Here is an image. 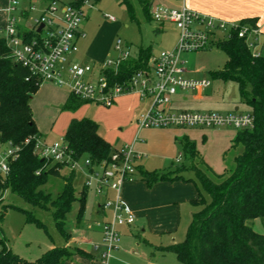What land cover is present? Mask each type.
I'll return each mask as SVG.
<instances>
[{"label":"trees","instance_id":"1","mask_svg":"<svg viewBox=\"0 0 264 264\" xmlns=\"http://www.w3.org/2000/svg\"><path fill=\"white\" fill-rule=\"evenodd\" d=\"M75 1L81 5L84 0ZM137 1L147 21H151V4ZM122 3L130 9L129 0ZM238 25L258 29L257 18L244 19ZM216 46L226 54L227 61L222 69L209 74L225 82H236L241 102L250 106L254 117V128L239 130L233 140L232 148L242 147V152L217 175L207 167L201 168L203 161L195 144L184 137L179 141L182 162H175L176 165L163 171L148 172L139 167V178L152 186L161 181H192L186 177L191 173L200 185L198 199L191 202L198 210L192 215L185 239L161 247L162 254H173L180 264H264V234L257 233L251 225L256 220L264 225V55L253 57L245 41L234 31ZM151 55V47L139 48L136 57L122 63L115 81L123 82L133 72L147 68ZM26 76L27 71L10 58L9 49L0 37V143L20 149L9 162L7 176L0 174V194L9 191L32 208L51 212L57 230L68 240L67 215L77 203L76 221L82 220L88 190L82 185L77 192L73 185L75 172L63 174L64 164L36 154V138L40 134L31 103L40 85L26 82ZM85 104L69 95L62 111L74 112ZM63 142L74 160L88 158L93 164L107 161L114 151L100 136L99 125L87 118L72 119ZM51 178L63 182L55 198L47 190ZM4 208L1 219L7 210L14 209L25 215L27 223L44 226L33 211L14 205ZM77 255L85 254L78 248L54 247L36 261L25 260L11 250L0 233V264H66Z\"/></svg>","mask_w":264,"mask_h":264},{"label":"built area","instance_id":"2","mask_svg":"<svg viewBox=\"0 0 264 264\" xmlns=\"http://www.w3.org/2000/svg\"><path fill=\"white\" fill-rule=\"evenodd\" d=\"M181 1V0H180ZM76 1L64 0L31 1L23 7L20 0H10L6 9L8 19L0 27V37L6 43L10 58L27 71L26 82L41 85L44 82L65 89L82 101L110 108L122 95L137 94L141 99H149L148 109L140 114V128H224L236 130L254 128L251 114L219 115L215 113H195L189 111L171 112L168 110L172 97L178 91L211 88L209 80H191L183 76L185 71L184 54L204 51L216 46L218 41L229 38L230 32H237L251 51L253 57L264 55V44L259 41V31L250 26L240 27L211 16L203 15L186 8L155 6L150 10L151 18L159 25L173 24L179 32L177 45L172 52L162 51L152 56L147 68L133 72L123 82L115 81L122 63L132 57L130 48L121 40L114 45L116 56L102 64L80 63L72 56L77 53V41L85 37L82 25L85 10L92 9L90 0L81 5ZM33 13L38 16L29 20ZM114 21L113 17H108ZM107 72H111L110 75ZM19 147L9 145L5 157L0 160V174L9 173V162L15 159ZM35 152L42 159L62 163L70 171L84 174L83 186L96 195L105 197L103 210H111L112 220L100 223L105 252L103 264H108L111 252L117 247L119 235L116 227L132 226L135 216L122 202L119 193L128 181L139 176L138 161L141 155L132 146L114 149L107 161L93 164L88 158L78 167L80 160H74L66 143L46 145L36 138ZM181 155L176 163L181 162ZM39 174V172H37ZM109 193L115 196L108 197ZM98 249L97 246L94 247Z\"/></svg>","mask_w":264,"mask_h":264},{"label":"crops","instance_id":"3","mask_svg":"<svg viewBox=\"0 0 264 264\" xmlns=\"http://www.w3.org/2000/svg\"><path fill=\"white\" fill-rule=\"evenodd\" d=\"M20 1L21 5L26 7L31 1L44 2L47 0ZM64 1L69 2L72 0ZM181 1L182 3L177 0H151L148 2L151 4L150 8L155 6H164L174 9L183 4L186 8L192 11L211 16L228 23H239L247 18H257L259 41L264 44V0ZM9 2L10 0H0V27L5 26L7 23L8 15L6 9L9 6ZM86 21L87 19L85 18L82 25V31L84 32L85 37H87V33H85ZM162 27L163 25H159L157 30L161 32ZM77 44L78 49L80 46L81 48L84 47L83 50L86 49L85 51L88 55H94L98 59H104L106 52L112 47V42L107 40L100 41L96 38V36H91L88 41L85 40V38L82 40L79 39ZM137 55L133 57H136ZM157 55L158 53H153L152 51L151 57ZM79 57L80 56L76 53L72 56V59L84 64L89 63L83 61V58L80 59ZM102 63L100 62L98 64ZM210 72L212 71H208V74ZM192 73L193 70L186 66L185 61V71L183 76L186 79H189L187 74ZM46 84H48V88H44L43 90H47V92L54 90L55 94H57V97H55V104L52 107L55 116L57 115V119L61 116L62 112L72 113L69 114V116L67 115L66 123L64 128H62L63 134L65 135L67 127L72 119H84L81 118L82 116L77 115L81 107L74 112L62 111V106L69 97V93L65 89L59 88L51 83H42L37 92L38 96L40 89ZM213 93V85H211V88L209 89L178 91L177 94L172 97L168 110L171 112L189 111L195 113L219 114L210 110L206 111L207 106L205 108L201 104L206 97L212 96ZM221 93V95L224 96L225 91L222 90ZM35 95L33 96L31 103L32 111L35 103ZM146 99L147 98L141 99L137 94L122 95L116 100L114 106L107 108L110 109L107 114H109L110 118L120 116L121 114L130 111L133 106L138 107L141 101ZM147 101H149V99H147ZM224 101L225 100L223 99V102H221V104L219 103V106L217 105L218 111H223L221 112L223 114L219 115L246 114L241 111L242 108L240 105L243 106L247 104L241 102L240 94L239 100L238 98H233L230 101ZM197 103H199V105ZM149 105L150 102L147 104V109ZM247 106L250 107L249 105ZM50 117L52 118L54 116L51 114ZM36 126L40 134V139L44 143V137L49 131H52V128H49V130H41L39 129L37 123ZM130 126L131 128L128 132L129 136L123 138V140H117L115 146L110 144L113 140L106 138L101 133L100 136L114 149L121 148L123 146H132L134 151L141 155V158L138 161V166L145 171H163L173 164L172 162L171 165L167 166L173 153L176 152L173 140L171 141V137H167V134L172 135L171 133L167 130H150V128H140L139 125L137 128L134 123ZM233 130H230L227 127L208 128L198 130L196 132L189 131L187 135H179H185V137L191 140L195 146L199 140L198 135H201L200 139H202L203 144H201V148H197L196 146V149L203 161L201 168L204 169L207 167L212 173L220 175L225 171L226 167H230L232 165L235 157L242 152V147L232 148L233 140L239 131L236 129ZM173 147L174 150L173 153H171L170 148ZM229 153L231 155H228ZM182 158L183 157H181V162L183 161ZM219 159H223V166L219 165ZM222 167L223 171L221 170ZM186 177L192 179V181H161L156 182L152 186H148L144 181H141L140 178H138L137 180L128 181L123 185L119 196L122 202L134 214L135 222L132 226L119 229L120 239L117 247L111 252V258L109 259L108 264H175L173 261H169L171 259H167L168 255L162 254L159 249L161 247H168L172 244L182 242L183 231L181 230L184 227H189L193 213L198 210V208L192 205L191 202L198 199L200 185L194 178L193 174L190 173L186 175ZM113 196H115V194H108V197L112 198ZM102 197L105 201V197ZM104 201H101V203L95 206V209L92 210L89 217L84 215L82 220L78 223L77 221L67 222V231L70 234L69 239L65 240L63 238L57 242L58 244H54L55 242L51 243L48 250L54 247L78 248L82 250L85 255L74 256L66 262V264H103L102 254L106 249L100 248V246L96 243L97 238L92 230L93 228L97 229V227H101L100 223L107 221L110 217V214H108L106 210L102 209ZM86 225L87 228H85ZM95 246H97L98 249H95ZM10 248L14 252L13 248Z\"/></svg>","mask_w":264,"mask_h":264},{"label":"rangeland","instance_id":"4","mask_svg":"<svg viewBox=\"0 0 264 264\" xmlns=\"http://www.w3.org/2000/svg\"><path fill=\"white\" fill-rule=\"evenodd\" d=\"M177 1L182 3V1L180 0ZM129 2L130 9H128L127 5L122 3V0H99L97 3L90 0L93 8L90 10H85V18L87 19L85 33H87V37L84 38L88 41L91 36H96V38H98L100 41L107 40L109 42H112V47L106 52V56L104 57V59H98L94 55H88V53L85 51L86 49L83 50L84 47L81 48L80 46L77 51L80 59L83 58V61L89 62L91 64H98L100 62L102 63L105 61L113 60L116 56V51L113 47L117 40H121L126 47L130 48L132 56L138 54L139 48H145L149 46H151L153 53L159 54L162 51H174L179 38V32L176 27L171 23H165L162 27V31L159 32L157 30L159 24H157L153 20L147 21V19L143 15L138 1L129 0ZM37 16V13H33L30 16L29 20L31 21ZM108 17H113L114 21H110ZM84 38H81V40ZM182 58L184 61H186V66L193 70L192 74H187V77L189 79H208L213 85V95L206 97L201 103L205 108L207 106L206 111L210 110L219 114H223L221 113L223 111L219 112L217 109V105L219 106L221 102H223V99L225 100L224 102L228 100L230 101L233 98H238L239 100V88L236 82H225L221 79L213 78V76L208 74V71L210 70L213 72L222 69L227 61L226 54L217 46L210 47L204 51L184 54ZM74 61L77 60L74 59ZM47 86L48 84L42 86L39 91V96L38 93L35 95L33 115L39 129L49 130V128H52V131H49L44 137V144L49 146L55 143H62L64 137L62 128H64V125L66 123L67 115L69 116V114L72 113L62 112L61 116L57 119V115L55 116L54 111L52 110V107L54 106L56 101L55 97H57V94H55L54 90H51L49 91V96V92H47V90H43L44 88H48ZM222 90L225 91L224 96L221 95ZM148 102H150V100H142L138 107L133 106L130 111L125 112L120 116H114L112 118H110L109 114H107L110 109L87 103L79 109L77 115L82 116L81 118H87L95 121L99 125V134L101 133L106 138L113 140V142H111L110 144L115 146L117 140H123V138L129 136L128 132L131 128L130 125L132 123H134L138 128L139 116L141 113L146 111ZM197 104L199 105V103ZM240 107L242 108V112L246 114L252 113L251 108L247 105H240ZM51 114L54 117L51 118ZM227 128L233 130L230 127ZM151 129L167 130L172 134H167V137H171V141L173 140L176 152L173 153L174 147L170 148L173 155L167 164V166H169L172 162L174 165H176L175 160L181 155L179 141L182 140L189 131L196 132L198 130L208 128L171 127L150 128V130ZM179 134L185 135L180 136ZM198 137L199 140L196 146L197 148H201V144H203V141L202 139H200L201 135H198ZM8 150V145H2L0 143V160L5 157ZM228 155L231 154L229 153ZM83 165L84 159H81V161L78 163V167H82ZM219 165L223 166V159H219ZM221 170L223 171V167ZM69 171L70 169L66 167L64 168L62 173L66 174ZM83 176V173L76 171V177L73 185L74 189L77 192H79L82 188L84 182ZM62 185L63 182L61 179L51 178L50 183L47 186V190L52 193V198H55L57 196V194L61 190ZM101 201H104L101 195H96L92 189L88 190L83 212L84 215L89 217V215L92 213V210H94L95 206L101 203ZM6 205H14L28 211H33L34 216L44 225L39 226L35 223H27L25 215L14 209H9L5 217L3 219L0 218V233L7 239L8 246L12 247L14 253H16L19 257L29 261H36L37 259L41 258L45 252L48 251L49 245H51V243L55 242L54 244H58L57 242L63 239L55 226L51 212L32 208L18 196L12 194L9 191H5L2 196L0 194V216L2 211H4V207ZM78 212L79 204L75 203L72 206L71 211L67 215V222H76ZM107 213L110 214L108 221H111V210H107ZM251 225L257 233L264 234V225L262 222L256 220L252 222ZM85 228H87V225L85 226ZM120 228H127V226L116 227V232L119 237ZM100 229L101 227H97V229L93 228L92 231L96 235V243L100 246V248L105 249V247L103 246L104 241ZM187 229L188 227H184L181 230L183 231V240L186 237ZM166 255H168L167 259H171L169 261H173V263L175 264H180L173 254L167 253Z\"/></svg>","mask_w":264,"mask_h":264}]
</instances>
